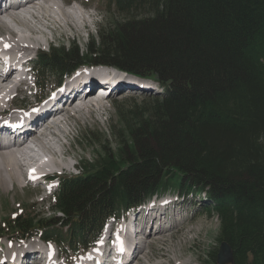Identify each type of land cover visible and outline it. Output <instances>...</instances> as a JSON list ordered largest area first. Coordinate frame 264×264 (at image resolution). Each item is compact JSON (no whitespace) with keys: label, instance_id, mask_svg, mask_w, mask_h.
I'll return each instance as SVG.
<instances>
[{"label":"trees","instance_id":"1","mask_svg":"<svg viewBox=\"0 0 264 264\" xmlns=\"http://www.w3.org/2000/svg\"><path fill=\"white\" fill-rule=\"evenodd\" d=\"M97 43L41 51L57 76L80 64L108 65L162 86L119 108L113 150L79 174L58 175L53 214L25 209L0 221V236L80 244L103 221L156 192L195 187L212 198L215 245L201 264H264V0H107ZM198 190V189H196ZM60 214L63 235L53 230ZM3 223V224H2ZM225 241L232 260L216 261Z\"/></svg>","mask_w":264,"mask_h":264},{"label":"bare ground","instance_id":"2","mask_svg":"<svg viewBox=\"0 0 264 264\" xmlns=\"http://www.w3.org/2000/svg\"><path fill=\"white\" fill-rule=\"evenodd\" d=\"M66 1L68 0H0V58L4 56L6 58L20 60L21 63H26L33 59L34 54L42 47V43L44 44V41L47 40L45 37L47 30L53 35L59 33L62 36L69 29L76 34H80L82 29L89 28L90 23L83 10L79 6L70 4L69 7H64L61 3L65 4ZM6 3H11V5L5 7ZM10 67L11 63H9L6 71L0 72V192H9L16 187L24 186V181L26 182V166L32 165V174L37 176L53 174L60 170L68 171L74 162L70 164V162L63 159L69 150V148L66 150L63 138H66L70 133L71 119L82 118L85 112L89 110L99 111V109L103 108V103L101 102L103 100L95 99L94 95L91 94H84L92 86V79L86 77V74L92 73L93 75H97L105 69L103 67L93 68L92 66H82L75 69L72 75L67 77V80L62 83L63 85L61 87H56L55 82L51 83L47 89L50 87L51 89L49 88V90L53 91H47L46 102H39L34 106H30L22 114H18L16 108L24 107L22 105L28 99V93L33 94L30 90L31 87L34 82L39 83V81L36 77L33 82V74L29 76L30 72L25 70H20L14 76L10 71ZM104 72L111 74L107 76V80H111V82L116 81V84H114V88L116 89L120 88L124 90L126 88L144 85L136 83L133 79L123 77L117 72L112 71L111 73V71L106 70ZM120 89L118 91H121ZM19 93H23L21 99H19ZM43 93V91L40 93L41 96ZM80 93L83 96L77 97ZM37 94L38 92L35 93V96ZM59 94L63 97L65 96L64 98H71L68 106L58 111L53 120H45L44 123L42 122L38 129L34 131L33 126H36L35 124L38 122L39 115L44 111L45 104L53 98L56 99L55 97L59 96ZM58 98L61 99L62 97ZM3 111L6 112L1 113ZM30 117L34 119L32 120L33 125L31 127L30 124L25 127L27 136L24 134L22 140L7 141L5 136L14 137L25 133V131H22V126L23 123H27V118ZM14 118H17V120L13 122V125H6V122ZM21 121L22 124H20ZM57 158H60V160ZM154 202L169 204L168 200H154ZM164 213L165 208L153 212L147 218L146 223L149 219L153 220L157 216L163 218L165 216ZM171 216L172 214L166 215V217ZM113 226L112 224H108L107 230L102 234V244L105 246L112 244L113 232L116 233ZM156 230L151 238L164 240V237H160V234L165 230H159L158 228ZM144 243L134 246L138 250L133 255L134 257H130L131 260L128 257L127 260L130 261L126 264H170L172 260L174 262L178 260L176 254L169 256V253L162 248H160L162 251L160 253L158 252L159 255L154 254V252L150 253L144 250L146 246ZM3 245L1 244L0 248ZM41 246L29 245L22 248L23 246L21 245L16 247L13 245L8 247L6 251L0 252L2 253L0 254V261L2 264H13L14 262L12 263L10 260H4L6 255L12 254L11 257L14 256L15 261L18 259V255L15 254L17 253V249H21L24 255L33 253L34 250L43 247ZM104 251L98 252V259L93 264H98L103 261ZM91 255L93 256L94 254ZM45 256L49 262L50 258H58V253L47 250ZM32 258L35 259L36 257L33 256ZM61 258L63 257L61 256ZM20 259L25 263L27 261L26 257H20ZM65 261L66 259L63 258L58 262L59 264H63Z\"/></svg>","mask_w":264,"mask_h":264},{"label":"rangeland","instance_id":"3","mask_svg":"<svg viewBox=\"0 0 264 264\" xmlns=\"http://www.w3.org/2000/svg\"><path fill=\"white\" fill-rule=\"evenodd\" d=\"M106 3L107 0H68L65 2V4L61 3L64 7H69V4L79 6V8L83 10L88 22L90 23L89 28L82 29L80 34H76L69 29L66 31V35L64 34L62 36L59 33L54 34V36L49 32V30H47L45 34L47 40L44 41V44L42 43V47L39 50L48 51L51 47H56L59 45L67 48L71 44H74L78 47L79 53L85 52L87 42L93 39L94 43H97L100 31L105 29L111 20ZM35 57L36 56H33L35 62H32L36 63L35 65L38 70V76H35L33 73V82L35 80L34 77H37L39 83L41 84L40 86L42 90H40L35 96V92H37L39 87L34 84L30 89L33 94L28 93V99L24 101L22 106L31 104L35 97L38 98L41 96L40 93L43 90H45L44 94H46L50 88L49 87L47 89V87L51 83L55 82L54 80L56 78V74L54 71L49 67L40 65L39 62H36L38 59ZM92 67L104 68L105 65ZM29 76H31V73H29ZM65 80H67V78ZM65 80H63L62 83ZM133 81L136 82L137 80L133 79ZM144 83L147 85L148 82ZM151 94L153 93L139 91L134 93H127L123 91L114 92L110 97L101 101L103 103V108L99 109V111L86 110L87 112H85V115L82 118H72L70 124V133L66 138H63L66 150L69 148L68 153L63 159L70 162V164L74 162L75 165H71L68 171L60 170L57 172H62L69 175L75 174L77 170H79L82 163L86 160L91 161L96 152L103 149V146L104 148L113 150L116 137L114 133L117 132L119 128H121L122 118L119 115L118 109H126L127 106H131L133 104V101L139 104L141 102L143 103L142 100ZM18 96L19 99H21L23 93H19ZM17 110L18 108H16V111ZM5 112L6 111H3L1 113ZM57 159L60 160V158ZM54 185L55 183L53 181L48 187H35L34 184H30L29 182L25 183L24 181V186L22 187H16L9 192H0V221H2L1 219H3V217L8 219L7 213L12 215L14 213L23 211V209H25L26 212L30 211L32 215L37 216L38 218L53 214L51 200L53 196V190L55 188ZM176 190L177 189H169L162 193V195L167 194L170 196H175L178 194L177 192H179ZM184 194V197L178 194V199L182 201L183 205V208L179 212V216L176 218V221L178 222H174L172 226L164 229L165 231L161 233L162 235L160 234V237H164V240L151 237L147 238L146 242L144 243L146 244L144 250L150 253L154 252V254L159 255L158 252L160 253L162 251L160 248H162L166 250L167 253H169V256L176 254V258L178 257V260H176L177 262L172 260L170 264H201V259L206 257V251L212 245L216 244L215 236L218 231V219L216 216L212 214H206L204 212L205 206H207L209 203L205 194L202 195V193H200L194 195L190 192H185ZM173 201L172 203L174 204ZM57 219L55 231L64 232V227L61 223V221L63 222L62 218L58 216ZM36 238H30V246L40 245L43 243ZM0 243H4V245L1 246L2 251H6L8 247L13 245L16 247L15 244L19 242H11L6 238H0ZM26 243H29V240ZM52 244L55 245V243ZM56 248L59 251L57 252L59 260H62L63 258H65L66 261L67 258L69 260L73 259L72 249L58 246H56ZM61 256L63 258L60 259Z\"/></svg>","mask_w":264,"mask_h":264},{"label":"water","instance_id":"4","mask_svg":"<svg viewBox=\"0 0 264 264\" xmlns=\"http://www.w3.org/2000/svg\"><path fill=\"white\" fill-rule=\"evenodd\" d=\"M232 260V253L230 246L225 242L221 241L218 247L216 261L218 263L229 262Z\"/></svg>","mask_w":264,"mask_h":264}]
</instances>
